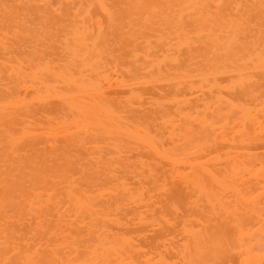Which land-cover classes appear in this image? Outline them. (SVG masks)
<instances>
[{
  "label": "bare ground",
  "instance_id": "obj_1",
  "mask_svg": "<svg viewBox=\"0 0 264 264\" xmlns=\"http://www.w3.org/2000/svg\"><path fill=\"white\" fill-rule=\"evenodd\" d=\"M0 264H264V0H0Z\"/></svg>",
  "mask_w": 264,
  "mask_h": 264
},
{
  "label": "rangeland",
  "instance_id": "obj_2",
  "mask_svg": "<svg viewBox=\"0 0 264 264\" xmlns=\"http://www.w3.org/2000/svg\"><path fill=\"white\" fill-rule=\"evenodd\" d=\"M172 184H173V183H172ZM171 186H173V185H171ZM155 232H156V234H157V230H149V231L147 232L146 240H145V241L148 242V240H150V242H152V241H153L152 237H153V238H156V236L154 235ZM157 236H158V234H157ZM143 239H145V237H144Z\"/></svg>",
  "mask_w": 264,
  "mask_h": 264
}]
</instances>
